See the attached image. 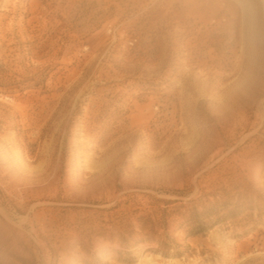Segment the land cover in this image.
<instances>
[{"label": "rangeland", "instance_id": "1", "mask_svg": "<svg viewBox=\"0 0 264 264\" xmlns=\"http://www.w3.org/2000/svg\"><path fill=\"white\" fill-rule=\"evenodd\" d=\"M0 264H264V0H0Z\"/></svg>", "mask_w": 264, "mask_h": 264}, {"label": "trees", "instance_id": "2", "mask_svg": "<svg viewBox=\"0 0 264 264\" xmlns=\"http://www.w3.org/2000/svg\"><path fill=\"white\" fill-rule=\"evenodd\" d=\"M198 216H199V215H198ZM200 216H201V217H197V218H199V219H196V220L194 221V223H197V224H198V227H197V228H204L205 223H204L203 218H202V217H204V213H203V214H200ZM204 218H206V217H204ZM200 230L202 231V230H204V229H200ZM201 231H199V232H201Z\"/></svg>", "mask_w": 264, "mask_h": 264}]
</instances>
